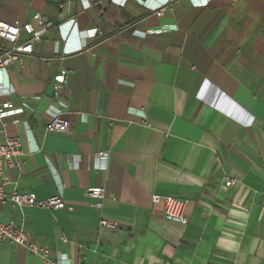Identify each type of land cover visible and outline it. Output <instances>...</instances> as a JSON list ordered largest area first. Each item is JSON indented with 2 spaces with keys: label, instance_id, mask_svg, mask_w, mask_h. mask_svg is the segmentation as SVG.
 Here are the masks:
<instances>
[{
  "label": "crops",
  "instance_id": "crops-1",
  "mask_svg": "<svg viewBox=\"0 0 264 264\" xmlns=\"http://www.w3.org/2000/svg\"><path fill=\"white\" fill-rule=\"evenodd\" d=\"M198 1L0 0V20L54 22L22 67L7 66L0 93L1 110L28 104L0 121V144H21L6 195L64 203L0 202V220L46 245L52 264H264V0ZM57 111L67 133L45 130ZM91 186L104 189L101 208L84 197ZM153 195L183 199L185 222L165 219ZM0 253V264H41L6 240Z\"/></svg>",
  "mask_w": 264,
  "mask_h": 264
},
{
  "label": "built area",
  "instance_id": "built-area-1",
  "mask_svg": "<svg viewBox=\"0 0 264 264\" xmlns=\"http://www.w3.org/2000/svg\"><path fill=\"white\" fill-rule=\"evenodd\" d=\"M124 1V0H122ZM210 0H199L196 2L198 6L207 5ZM59 6H62L59 3ZM157 15H161V9L156 11ZM70 27L74 29V21H68ZM63 23H57L55 27L60 29ZM54 26V22L48 16L34 13L32 15V21L20 22L18 20L13 22H6L0 20V37L7 42L11 43L12 46L5 50H0V93L3 89L10 87L7 76L6 68L8 65L16 62L22 67L24 58L32 53V44L41 39L42 35L48 30V28ZM174 25H162L160 30L169 31L174 30ZM23 30L29 34V38L23 42H18L19 33ZM65 38V36H63ZM80 46L71 49L79 50ZM66 83V73L62 71L55 75L51 81L53 88V98H59V90ZM28 108V104L25 101L20 103V106L14 109L1 110L0 104V121L7 115L20 113L24 109ZM70 129L69 121L62 119L57 111L53 117L46 123L45 130L54 131L58 133H67ZM21 153V144L16 137H7L4 143L0 144V202H10L12 206L21 207L23 205H31L35 207L58 209L63 207L64 203L59 195H53L44 199H36L29 193H17L13 192L7 196L4 191L5 181L3 174L8 169H14L18 166L16 157ZM99 157L107 155L105 152L100 151L97 153ZM234 180L230 177H226L223 181L222 188L227 189L233 185ZM104 189L101 186H91L85 189L84 197L92 200V205L96 208L102 207V201L104 199ZM153 202H162L164 217L169 221L185 222L184 209L186 202L178 197L173 196H152ZM100 226L115 229L117 224L105 219H100ZM9 241L19 245H23L26 249L39 257L41 264H52L50 259V249L42 244L37 239H29L22 229V225H16L11 221L4 222L0 220V243L2 241ZM1 259V253H0ZM84 264V263H80Z\"/></svg>",
  "mask_w": 264,
  "mask_h": 264
},
{
  "label": "water",
  "instance_id": "water-1",
  "mask_svg": "<svg viewBox=\"0 0 264 264\" xmlns=\"http://www.w3.org/2000/svg\"><path fill=\"white\" fill-rule=\"evenodd\" d=\"M52 91H53L52 85H49L47 87V93H52Z\"/></svg>",
  "mask_w": 264,
  "mask_h": 264
}]
</instances>
